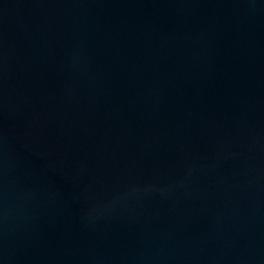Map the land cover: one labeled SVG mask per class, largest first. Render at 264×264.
I'll use <instances>...</instances> for the list:
<instances>
[{"label": "water", "instance_id": "water-1", "mask_svg": "<svg viewBox=\"0 0 264 264\" xmlns=\"http://www.w3.org/2000/svg\"><path fill=\"white\" fill-rule=\"evenodd\" d=\"M0 264H264V0H0Z\"/></svg>", "mask_w": 264, "mask_h": 264}]
</instances>
